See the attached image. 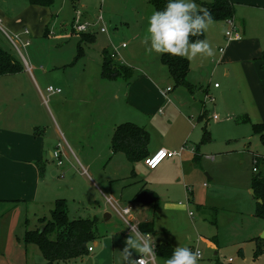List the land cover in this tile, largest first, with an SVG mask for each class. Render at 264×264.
<instances>
[{
  "label": "rangeland",
  "instance_id": "1",
  "mask_svg": "<svg viewBox=\"0 0 264 264\" xmlns=\"http://www.w3.org/2000/svg\"><path fill=\"white\" fill-rule=\"evenodd\" d=\"M213 1L196 0V3L203 8V2ZM30 5L28 0H0V10L12 17L19 16ZM47 9L49 12L44 20L40 21L29 35L30 45L27 47L20 45V51L6 35L14 33L4 22L5 31L0 28V45L27 69L26 74L9 76L20 81L21 87L18 92L23 93L19 98L22 104L32 101L30 99L32 83L28 78L31 79L30 77L34 75L39 81V89L45 99L42 106L40 100H36L37 114L43 122L40 127L42 130L59 127L66 135L59 112L50 102L56 96L48 91L49 86L60 87L56 83L70 77L69 80L74 82L77 89L85 90L90 97V92L95 90L93 87L96 84L95 74L97 72L98 75L99 66L102 64L103 50L106 48L111 52L116 48L114 60L130 67L128 71H131L132 78L144 72L157 81L159 89L171 86L176 93L185 98L187 107L177 100H172L187 118L191 117L193 123L191 130L195 129V132L187 142L195 147L197 155V159L194 157L195 160H192L196 164V169H188L189 176L183 179L185 183L191 185L189 188L193 190V194L185 187L180 188L176 185L175 195L165 199L167 206L163 203L143 206L138 202V197L144 191L137 195L136 189L138 185L143 186L148 180L147 172L142 170L144 161L132 162L130 168L126 169L117 168L113 163H103L98 164L96 168L93 167L95 168L93 171L86 166L74 165L66 156L62 157L63 164L58 168V159L49 157L51 168L48 173L51 181L55 182L53 186L58 195L55 198H66L68 218L87 219L97 216L98 219L96 224L98 237L90 243L95 251L75 261H60L55 264H115L116 258L117 264L122 263L119 246L117 252L113 242L118 240L116 234L127 233L128 226L107 202V197L110 196L117 199L120 205L132 207L133 223L148 219L154 222V232L151 233L150 240L154 241L155 245L170 242L175 247L180 244L192 250L199 249L202 258L198 260V264H264V254L258 258L254 257L257 239L264 238V230L260 232V227H264V219L256 216L260 200H257L252 192L253 176L257 173L253 170L256 165L254 154L264 155V142L257 134L251 144L239 142L244 134L242 132L244 126L238 127L232 122L234 120L226 123L225 121H228L225 120L226 116L218 110L215 112L220 118L219 121L215 120L209 102L207 108L210 111L207 119L199 121L204 100L202 92L198 91L196 86H193L191 91L186 86L178 85L167 66L163 65L162 54L147 52L146 45L142 43L148 17L156 10L151 0H54L53 5ZM79 16L82 21H85L84 19L95 21L94 31L97 38L94 43L86 46L85 55L75 62L79 39L78 36L69 35L68 29L73 27ZM227 23L228 19L213 20L211 25L215 28L222 26L224 31L223 28L226 30L224 25H228L229 28ZM102 28H105V31L101 32ZM46 31H49L47 35ZM204 34L206 38V31ZM124 43L127 47L122 46ZM192 73L195 76L194 70ZM127 78L125 73L112 85L122 88L124 93ZM84 80L88 81L87 86ZM187 80L189 82L188 77ZM62 92L57 95H63ZM71 104L74 110L89 108V105L81 103L78 98L72 99ZM164 113L166 114L165 109ZM148 126L145 129L149 133V141L164 144L184 132L185 121L181 114L176 113L175 118L168 122L161 124L152 122ZM73 127L79 131L83 129L79 122L74 123ZM206 131L210 133L211 140L203 142ZM53 140H57L58 143L55 137ZM60 144L65 145L63 139ZM61 149L63 150L62 146ZM65 152L63 150V153ZM207 155H214L215 159L211 160ZM52 170H56L57 175H52ZM82 170L85 174L81 173ZM100 175L107 181H104L106 185L99 181ZM117 175L118 179L109 181L111 176ZM54 200L55 203L57 199ZM179 202L188 204L189 209L179 208ZM54 203L47 205L29 203L3 215L0 213V240L4 250L0 254V264L45 262L39 247L27 243L25 236L28 230L43 228L40 218L51 219ZM107 212L111 214L110 218L106 217ZM190 212L193 215H190ZM213 221H216V224ZM10 236H13L12 241ZM95 241L99 245H96ZM98 253H101L102 261L99 258L90 260L91 256ZM156 260L157 264H163L164 259L156 256Z\"/></svg>",
  "mask_w": 264,
  "mask_h": 264
},
{
  "label": "crops",
  "instance_id": "2",
  "mask_svg": "<svg viewBox=\"0 0 264 264\" xmlns=\"http://www.w3.org/2000/svg\"><path fill=\"white\" fill-rule=\"evenodd\" d=\"M233 1L235 8L233 19L241 38L229 40L226 36L228 25H224L226 27V30L223 28L224 31L222 26L215 28L214 25H210L206 30L205 39L212 46L214 55L209 57L197 54L192 58L188 78L189 82L202 92V98L204 97L200 115L204 110L209 115L210 110H208L207 104L211 103L214 115L218 110L226 116L225 120H228L225 121L226 123L234 120L232 122L238 127L244 126L245 129L242 130L244 134L239 142L251 144L256 136L253 124H264V0ZM48 12L47 7L30 5L22 14L12 17L0 10L1 27L4 28V22L12 33H18L28 28L31 35L32 30L40 21L44 20ZM84 20L91 26L89 31L82 33H96L94 31L95 21ZM68 30L69 35L78 36L79 39L80 33H75L73 27ZM46 32L49 33V31ZM27 37L29 38V36ZM84 64L86 65V63ZM163 65L166 66L164 63ZM99 68L98 75L97 72L95 74V86L91 83L95 90L90 92V97L87 96L88 93L85 90L77 89L74 82L69 80L70 77L56 83L63 88V95L58 96L59 93L50 92L56 96L50 102L59 112L67 136L64 130L59 127L47 129V131L40 128L43 122L37 114L36 100H40L41 105L45 104V99L39 89V81L34 75L30 77L31 79L28 78L32 83V95H30L32 101L25 104H22L19 99L23 96V93L18 92L21 87L20 81L9 76L26 74L27 69L19 73L0 76V213L2 215L24 204L47 205L53 204L54 199L62 198H55L58 196L55 186H53L55 182L51 181L50 173H48L51 168L49 157L55 159L54 152L60 150L61 146L66 151L63 153V150H60L62 157L66 156L76 166H86L93 171L98 164L103 163H113L117 168H130L132 162L124 153H113L112 151L111 142L116 127L121 123L134 121L133 123L136 122L135 124L148 128L152 122L161 124L170 121L175 118L176 113L181 114L185 121L184 132L164 144L149 141L147 149L150 155L162 148L178 151L183 145L186 146V150L181 156L165 159L156 169H149L143 165L142 170L147 172L148 180L143 186L138 185L136 191L137 195L141 191H148L154 199L157 198V202L154 200L153 203H163L165 206L168 205L165 199L175 195L176 185H179L180 188L185 187L188 192L193 194V190L189 188L191 185L185 183L183 179L189 176L188 169H196V164L192 162L197 159L195 147L187 142L195 129L191 130V124H193L191 117L187 118L184 112H181L173 104V100H177L181 105L185 104L187 107L185 98L180 93H176L171 86L159 89L157 81L144 72L138 73L136 77L132 78L131 71L128 70L124 71V74L126 73L128 76V82L123 93L122 88L112 85L122 75L116 79H107L102 76V64ZM193 70L195 76H193ZM59 83L61 84L59 85ZM84 84L87 86L88 81L84 80ZM216 84L218 86H215ZM169 87L171 89L167 91ZM206 94H212L217 99L215 98L214 102L205 101L204 95ZM75 98H78L81 103L89 105V108L74 110L71 101ZM244 115L249 117V122L237 120ZM212 117L214 118V116ZM219 118L215 120L219 121ZM54 121L57 123L55 118ZM76 122H79V126H83L82 131L73 127ZM249 128H251L250 131ZM53 137L58 139V143L57 140H53ZM59 139L61 140L59 141ZM62 139L66 146L60 144ZM260 140L263 142L261 138ZM208 156H213V160L215 159L214 155ZM41 165H44L43 171L40 169ZM57 167L60 166L57 164ZM57 173L56 170H52V175H57ZM81 173L85 174L83 170ZM117 177L119 176H111L109 181L118 179ZM99 181L106 185L104 182L106 180L101 175ZM204 186L207 185L204 183ZM252 192L254 193V190ZM119 200L122 201V199ZM124 206L129 205L124 204ZM178 207L189 209L188 204L183 202H179ZM105 215L107 218L111 217L108 212ZM145 221L150 222L151 220ZM263 230L264 227H260V232ZM128 233L130 232L127 229V233L116 234L118 240L113 242V246L117 252L118 246L120 253L126 247ZM12 237L10 236L11 241ZM1 243L0 240V254L4 251ZM95 244L97 245L98 242L95 241ZM170 244L175 248L172 243ZM90 247L93 246L90 244ZM94 251V248L89 250L88 255ZM130 252L132 260H136L140 256L135 250L130 249ZM158 257L166 259V257ZM97 258H101V253L91 256L90 260H97ZM121 258V264H129L128 260L124 261L122 253ZM75 260L77 258L69 261ZM115 262L117 264V258ZM43 263L45 262H36L35 264Z\"/></svg>",
  "mask_w": 264,
  "mask_h": 264
},
{
  "label": "trees",
  "instance_id": "3",
  "mask_svg": "<svg viewBox=\"0 0 264 264\" xmlns=\"http://www.w3.org/2000/svg\"><path fill=\"white\" fill-rule=\"evenodd\" d=\"M31 5L50 7L54 0H29ZM156 10H162L167 0H151ZM202 4V3H201ZM204 9L210 11L213 20H227L233 18L235 8L233 0H214L212 3L202 4ZM48 32H46V35ZM205 40V34L190 37V40ZM96 41V33H80L78 41V51L75 62L85 55L86 46ZM162 62L167 66L170 75L178 85L188 87L191 91L194 85L188 82L187 77L190 72V61L185 57L162 54ZM24 65L12 53L5 50L0 45V76L22 72ZM130 70L127 66L121 65L111 55L110 50H103L102 76L107 79H116ZM208 113L200 115L199 121L207 119ZM238 121L249 122V117L244 115L237 118ZM254 133L258 134L264 142V124H253ZM150 136L143 126L133 122L119 124L112 136L111 148L113 153L122 152L129 161L136 162L145 160L150 154L148 152ZM209 132H205L203 142L210 141ZM258 171L253 176L254 196L258 201L256 216L264 219V156L256 154ZM260 166V167H259ZM44 165L40 169L44 170ZM157 202V198H155ZM98 219L79 218L70 220L68 218L67 203L64 198L57 199L54 203L51 219L40 218L43 228L26 232L25 241L36 244L45 258L43 264H54L57 261H69L84 257L89 253L90 243L97 239L96 224ZM216 224V221H213ZM139 227L144 233L154 232L152 221L139 222ZM43 229V230H42ZM174 247L170 243H160L155 245L157 256L168 258L171 256ZM241 252V250H240ZM264 254V238L257 239L254 257L258 258Z\"/></svg>",
  "mask_w": 264,
  "mask_h": 264
},
{
  "label": "clouds",
  "instance_id": "4",
  "mask_svg": "<svg viewBox=\"0 0 264 264\" xmlns=\"http://www.w3.org/2000/svg\"><path fill=\"white\" fill-rule=\"evenodd\" d=\"M212 23L210 11L199 6L196 0H167L162 10H155L148 17L142 43L149 53H167L189 60L197 54L211 57L214 51L206 39L192 41L190 37L202 35ZM130 229L126 247L121 252L124 261L144 264L145 256L156 255L154 241L150 240L148 234L141 233L136 224L132 223ZM130 249L140 254L138 260L131 259ZM199 257L198 252L179 244L171 256L164 259L163 264H198Z\"/></svg>",
  "mask_w": 264,
  "mask_h": 264
},
{
  "label": "built area",
  "instance_id": "5",
  "mask_svg": "<svg viewBox=\"0 0 264 264\" xmlns=\"http://www.w3.org/2000/svg\"><path fill=\"white\" fill-rule=\"evenodd\" d=\"M228 23H229V28L226 31V36L227 38L230 39H240L241 35L239 34V32L237 31V25L234 21L233 18H229L228 19ZM73 29L77 32V33H82V32H87L89 31V27L91 26V24L89 22L86 21H82L81 17L79 16V18L73 23ZM0 28L3 29L1 27V21H0ZM4 30V29H3ZM102 32L105 31V28L101 29ZM5 31V30H4ZM30 29L26 28L21 32L18 33H14L13 35H9L8 33H6V35L8 36L9 40L12 42V44L20 51V45L22 47H27L28 45H30V39L27 37L30 35ZM123 47H126V44H122ZM117 53L116 48L111 51V55L112 57H115ZM215 86H218V84H216ZM171 89V87H169L167 89V91H169ZM48 91L51 93H61L62 92V88L61 87H56L53 85H50L48 88ZM205 101H210V102H214L215 101V97H213L210 94H206L205 95ZM219 116L218 115H214V119H218ZM186 150V146L183 145L180 150L178 151H174V150H169V149H159L157 152H155L154 154L148 156L147 158H145L144 163L145 165L149 168V169H156L165 159L167 158H173L175 156H181L183 151ZM54 157L56 159H58V165L62 166L63 164V160H62V153L60 150H57L54 152ZM208 158L213 159V156H208ZM259 160V159H258ZM257 157H254V163L256 164L253 168L254 172L258 171L257 168V163H258ZM206 185V184H205ZM107 202L112 206V208L115 210V212L118 214V216L126 223V225L128 226V232H130V225L133 223V210L131 206H124V205H120L119 201L116 200L114 197L110 196L107 197ZM191 215L193 214L192 212L190 213ZM129 223V225H128ZM136 224L138 229L140 230L141 233H144L141 228L139 227V223H133ZM144 234H148L149 238L151 236L150 233H144ZM89 250H93V247H89ZM195 252H198L200 254L199 259L202 258V253L199 249L193 250ZM156 256H145L144 257V264H157V260H156ZM140 258L137 257L136 260H138ZM232 260V259H230Z\"/></svg>",
  "mask_w": 264,
  "mask_h": 264
},
{
  "label": "water",
  "instance_id": "6",
  "mask_svg": "<svg viewBox=\"0 0 264 264\" xmlns=\"http://www.w3.org/2000/svg\"><path fill=\"white\" fill-rule=\"evenodd\" d=\"M154 200H155L154 197L148 191L142 192L140 196L138 197V202L141 203L143 206L153 203ZM263 237H264V234H263Z\"/></svg>",
  "mask_w": 264,
  "mask_h": 264
}]
</instances>
